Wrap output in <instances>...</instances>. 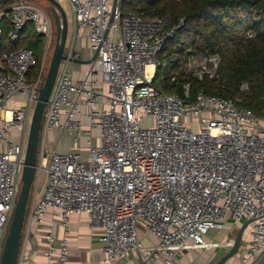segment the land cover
I'll use <instances>...</instances> for the list:
<instances>
[{
  "label": "built area",
  "instance_id": "built-area-1",
  "mask_svg": "<svg viewBox=\"0 0 264 264\" xmlns=\"http://www.w3.org/2000/svg\"><path fill=\"white\" fill-rule=\"evenodd\" d=\"M68 1L77 35L86 32L90 57L99 51L83 78L75 77L72 61L61 64L40 134L36 179L45 173L46 184L30 207L29 225L42 226L53 213L64 226L72 213L84 212L99 232L105 263L138 252L141 264H177L188 250L222 246L228 251L234 239L214 241L209 232L232 222L235 236L250 220L237 256L240 264H255L264 253V117L203 90L189 100V83L183 85L184 97L156 83L159 55L175 34L171 16L124 12L123 0L114 12V0ZM3 18L12 22L13 41L28 23L47 39L43 69L54 37L49 14L31 0H15L0 10V37ZM219 62V55L197 54L179 70L198 65L196 75H214ZM35 64L30 47L0 55V260L45 82L42 71L29 81ZM10 101L22 105L8 107ZM61 129L86 146L57 151L48 136ZM140 224L155 237L151 246L142 241ZM46 236L47 261L65 264L67 238ZM22 250L17 264L29 258Z\"/></svg>",
  "mask_w": 264,
  "mask_h": 264
},
{
  "label": "trees",
  "instance_id": "trees-1",
  "mask_svg": "<svg viewBox=\"0 0 264 264\" xmlns=\"http://www.w3.org/2000/svg\"><path fill=\"white\" fill-rule=\"evenodd\" d=\"M122 8L149 17L171 16L169 28H176L175 34L159 55L161 65L155 80L165 91L184 97L183 85L189 83V100L203 90L233 99L240 108L264 117V0H123ZM181 20L184 24L178 26ZM30 26L32 23L13 41L9 38L12 22L3 18L0 55L20 47L33 48L36 64L28 73L37 78L42 70V35L35 29L31 32ZM248 32L254 36L249 37ZM197 54L219 55L214 75L179 70L186 59Z\"/></svg>",
  "mask_w": 264,
  "mask_h": 264
},
{
  "label": "crops",
  "instance_id": "crops-1",
  "mask_svg": "<svg viewBox=\"0 0 264 264\" xmlns=\"http://www.w3.org/2000/svg\"><path fill=\"white\" fill-rule=\"evenodd\" d=\"M54 37L56 36V29L53 25ZM29 30L34 32V26H30ZM77 34L76 30L74 31ZM44 36L42 35V38ZM53 37V39H55ZM81 37L85 39V44H81V48L77 49L76 47L69 50L76 51L81 58L88 59L90 58V49L88 48L86 32H81L78 35L79 42L82 43ZM41 44V42H40ZM53 45V40L51 46ZM50 46V48H51ZM33 49V48H32ZM44 47L42 50L43 55ZM90 65L86 63H74L71 66V69L75 72L76 78H83L86 76ZM42 71V70H41ZM28 79L30 82H33L34 78L33 72L28 73ZM85 111V109L83 108ZM80 118L87 122L86 116L81 115ZM49 143L53 144L57 151L66 152L70 148L78 149V146L85 147V141L76 144L73 136L66 130L61 129L58 131H51L49 133ZM38 182V183H37ZM46 182V175L42 173L38 180L35 178V194L34 201L37 199V196L40 191L44 189ZM232 222H228L226 228L222 230H213L209 232L208 237L214 241H223L229 237L230 234L234 233V229L231 227ZM54 233L57 238L66 237L69 245V256L65 264H107L104 262V250L103 243L99 238V232L97 229H94L89 221V218L84 212H74L72 213L66 225L63 226L60 219H58L53 213H49L46 216L45 223L42 226L37 224L29 225V220L25 221L22 237H21V248L22 252H26L29 255V258L25 264H56L55 262H48L44 252L47 248V233ZM140 236L142 241L146 246H151L154 244L155 237L148 232L146 227L143 224H140ZM57 243V242H56ZM227 251L226 248L212 247L205 249H193L183 252L177 258V264H209L212 261H217L220 256ZM166 256L162 255V258ZM142 259L138 252H134L128 257L113 260L108 264H141ZM226 264H240L239 256L235 255L232 257Z\"/></svg>",
  "mask_w": 264,
  "mask_h": 264
},
{
  "label": "water",
  "instance_id": "water-1",
  "mask_svg": "<svg viewBox=\"0 0 264 264\" xmlns=\"http://www.w3.org/2000/svg\"><path fill=\"white\" fill-rule=\"evenodd\" d=\"M15 0H0L2 3H11ZM54 6V21L56 24L57 35L56 44L45 78L44 85L40 88L39 97L35 105L31 118L27 148L25 154V165L22 173V185L19 196L15 205L13 217L9 227L8 234L5 238L0 264H17L18 256L21 248V237L24 228L27 207L31 195L33 183L36 178V168L38 164V152L40 143L41 126L44 117L46 106L49 103L54 90L56 79L64 61H72L74 63L92 64L97 59L98 51L88 58L78 56H70L67 49V41L69 36V22L65 9L59 0H48ZM117 5V0H114L112 12ZM112 18H110V22ZM250 220L245 221L237 230L235 236L230 234L229 237L234 239L233 246L223 253L217 261H212L209 264H226L240 250L243 234ZM255 264H264V253L255 262Z\"/></svg>",
  "mask_w": 264,
  "mask_h": 264
},
{
  "label": "rangeland",
  "instance_id": "rangeland-1",
  "mask_svg": "<svg viewBox=\"0 0 264 264\" xmlns=\"http://www.w3.org/2000/svg\"><path fill=\"white\" fill-rule=\"evenodd\" d=\"M61 5L63 6V8L65 9V12L67 14V17H68V22H69V36H68V41H67V49H73V47L77 48V49H80L81 48V44H85V39L81 37V40H82V43L79 44L78 46V42H79V38H78V35L75 34V30H76V26H75V21H74V16H73V13H72V10H71V6L69 4V1L68 0H59ZM31 3L33 5H35L36 7L42 9L44 12H46L47 14H49L50 18L52 19V22H53V25L56 29V24H55V21H54V6L53 4L48 1V0H31ZM9 4H0V10L2 9H5L8 7ZM56 35H57V29H56ZM55 39H53V45L51 46L50 50H49V53L47 55V61L45 63V66L44 68L42 69V74H43V77L46 78V75H47V72H48V68H49V65H50V61H51V58H52V54H53V51H54V48H55V44H56V36L54 37ZM46 41L47 39L45 37L42 38V44H43V47L45 46L46 44ZM43 47L41 50H43ZM193 70L192 71H186V73H193V71H195L193 74H198V73H201V68L200 66L198 65H195V67H192ZM157 83V82H156ZM22 103L21 102H14V101H10L8 102L7 106L8 107H17V106H21ZM144 123L148 124L150 123V120H146L144 121ZM43 125H44V118H43V121H42V126H41V132L43 130ZM38 183V182H37ZM36 183V184H37ZM36 184L33 183V187H32V190H31V195H30V199H29V203H28V211H27V214H26V218H25V221L27 222L28 220V217H29V212H30V207L31 205L33 204V200H34V194H35V186ZM237 255V254H236Z\"/></svg>",
  "mask_w": 264,
  "mask_h": 264
},
{
  "label": "bare ground",
  "instance_id": "bare-ground-1",
  "mask_svg": "<svg viewBox=\"0 0 264 264\" xmlns=\"http://www.w3.org/2000/svg\"><path fill=\"white\" fill-rule=\"evenodd\" d=\"M152 68V66H149V69Z\"/></svg>",
  "mask_w": 264,
  "mask_h": 264
}]
</instances>
